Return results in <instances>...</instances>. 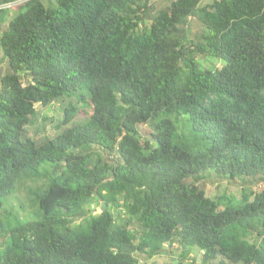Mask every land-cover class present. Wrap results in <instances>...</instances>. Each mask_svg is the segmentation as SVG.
<instances>
[{"label":"trees","instance_id":"trees-1","mask_svg":"<svg viewBox=\"0 0 264 264\" xmlns=\"http://www.w3.org/2000/svg\"><path fill=\"white\" fill-rule=\"evenodd\" d=\"M18 1L0 36V264H264V189L221 208L206 186L264 181V0L0 5Z\"/></svg>","mask_w":264,"mask_h":264},{"label":"rangeland","instance_id":"rangeland-1","mask_svg":"<svg viewBox=\"0 0 264 264\" xmlns=\"http://www.w3.org/2000/svg\"><path fill=\"white\" fill-rule=\"evenodd\" d=\"M55 1V0H48ZM175 0H155V13L166 9L172 5ZM213 0H201L199 7H204L207 4L212 3ZM20 12L19 7L16 4H13L10 8L5 9V12L0 15V36L2 31L5 29L9 21L14 18ZM202 13L196 11L193 15V18L190 19L188 25V37L192 38L197 33H202L204 28L202 26ZM148 25L150 22L147 21ZM8 70L7 61L4 59L3 51L0 47V78ZM63 114L58 104H54L50 108H41L38 107V116L35 118L33 125L29 126L31 136L35 137L39 141H43L48 135H54L57 132L56 126L58 120L62 119ZM33 182H26L23 184L16 195L15 199H12L7 206L14 209L15 212L22 210L29 211L32 209L33 195H32V186ZM207 192L208 195L216 199L221 208H226L227 206H237L243 203V192L247 193L251 197L255 193H259L264 189V181L256 185H245L242 182L237 181H217L212 178L207 180ZM20 203H23V209H20ZM8 208V209H9ZM91 209L94 214H99L102 211L98 202L92 204ZM124 219H127L128 216L125 212L122 213ZM79 222V221H78ZM199 249H194L191 254H197ZM179 255V253H176ZM140 264H174L176 259L172 254L164 253L153 258H148L146 255L139 256Z\"/></svg>","mask_w":264,"mask_h":264},{"label":"built area","instance_id":"built-area-1","mask_svg":"<svg viewBox=\"0 0 264 264\" xmlns=\"http://www.w3.org/2000/svg\"><path fill=\"white\" fill-rule=\"evenodd\" d=\"M16 3H17V5H18L19 3H21V1L14 2V3H8V4H2V5H0V10H1V9H7V8H10L11 6H13V4H16Z\"/></svg>","mask_w":264,"mask_h":264},{"label":"water","instance_id":"water-1","mask_svg":"<svg viewBox=\"0 0 264 264\" xmlns=\"http://www.w3.org/2000/svg\"><path fill=\"white\" fill-rule=\"evenodd\" d=\"M106 209V204L104 203L102 206V211H104Z\"/></svg>","mask_w":264,"mask_h":264}]
</instances>
